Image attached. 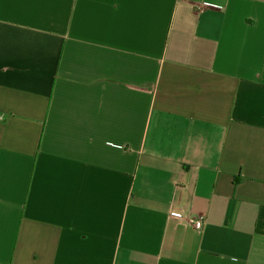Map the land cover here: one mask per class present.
Here are the masks:
<instances>
[{"label":"crops","instance_id":"0c3cea01","mask_svg":"<svg viewBox=\"0 0 264 264\" xmlns=\"http://www.w3.org/2000/svg\"><path fill=\"white\" fill-rule=\"evenodd\" d=\"M0 264H264V0H0Z\"/></svg>","mask_w":264,"mask_h":264},{"label":"built area","instance_id":"2783aa9c","mask_svg":"<svg viewBox=\"0 0 264 264\" xmlns=\"http://www.w3.org/2000/svg\"><path fill=\"white\" fill-rule=\"evenodd\" d=\"M171 217H173L174 219H177L179 221H184L190 225H193L195 227V229H197V230L202 229V227L205 223V220H206V216L203 214L192 216V215H185V214L179 213V212H172Z\"/></svg>","mask_w":264,"mask_h":264}]
</instances>
